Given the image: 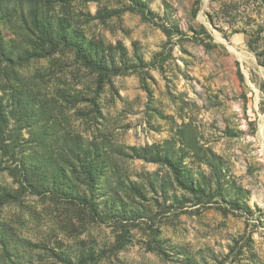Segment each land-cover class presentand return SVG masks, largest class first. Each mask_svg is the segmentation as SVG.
Listing matches in <instances>:
<instances>
[{
	"label": "rangeland",
	"instance_id": "rangeland-1",
	"mask_svg": "<svg viewBox=\"0 0 264 264\" xmlns=\"http://www.w3.org/2000/svg\"><path fill=\"white\" fill-rule=\"evenodd\" d=\"M0 264H264V0H0Z\"/></svg>",
	"mask_w": 264,
	"mask_h": 264
},
{
	"label": "trees",
	"instance_id": "trees-1",
	"mask_svg": "<svg viewBox=\"0 0 264 264\" xmlns=\"http://www.w3.org/2000/svg\"><path fill=\"white\" fill-rule=\"evenodd\" d=\"M43 35L46 36V37L49 36L47 30L43 31ZM71 43H72V45H74L73 42H71ZM79 46L80 45H75L74 47L77 48V55L84 62V64L86 66L92 68V69L98 70L100 72L101 71L104 72V69H106V67L101 65V64H99V63H96L90 56L86 55L83 52L82 48H80Z\"/></svg>",
	"mask_w": 264,
	"mask_h": 264
}]
</instances>
